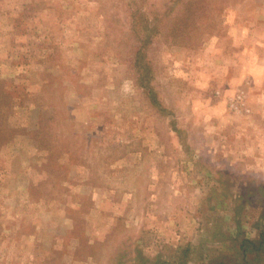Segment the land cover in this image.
<instances>
[{
	"label": "rangeland",
	"instance_id": "obj_1",
	"mask_svg": "<svg viewBox=\"0 0 264 264\" xmlns=\"http://www.w3.org/2000/svg\"><path fill=\"white\" fill-rule=\"evenodd\" d=\"M263 189L264 0H0V264H264Z\"/></svg>",
	"mask_w": 264,
	"mask_h": 264
},
{
	"label": "trees",
	"instance_id": "obj_2",
	"mask_svg": "<svg viewBox=\"0 0 264 264\" xmlns=\"http://www.w3.org/2000/svg\"><path fill=\"white\" fill-rule=\"evenodd\" d=\"M264 191V189H263ZM248 201V200H246ZM246 203V202H245ZM259 239H253V240H245L243 239V241L241 242V246L240 249L242 251V253L246 256V255H252L253 252L255 250L259 249L264 246V229L261 231L259 237Z\"/></svg>",
	"mask_w": 264,
	"mask_h": 264
}]
</instances>
